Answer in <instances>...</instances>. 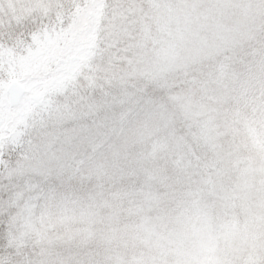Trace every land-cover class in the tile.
Masks as SVG:
<instances>
[{
    "label": "rangeland",
    "instance_id": "rangeland-1",
    "mask_svg": "<svg viewBox=\"0 0 264 264\" xmlns=\"http://www.w3.org/2000/svg\"><path fill=\"white\" fill-rule=\"evenodd\" d=\"M219 1L197 22L199 8ZM57 10L56 0L41 9L49 20ZM180 13L196 29H212L194 37L184 27L179 48L171 24ZM104 15L95 24L109 69L87 66L75 90L37 114L24 137L0 135V262L66 264L65 241L81 226L91 229L85 242L93 238L105 219L99 213L115 210L122 224L115 236H126L123 260L138 247L139 264H264V0H120ZM24 16L23 25L40 29V12ZM26 36L0 15L5 45ZM164 53L168 82H189L184 102L194 110L202 101L219 105L223 116L217 135L209 128L202 162L187 158L192 145L185 147L153 91ZM242 56L244 75L233 62ZM146 82L153 89L143 92ZM6 106L7 95L0 98L5 127Z\"/></svg>",
    "mask_w": 264,
    "mask_h": 264
},
{
    "label": "snow or ice",
    "instance_id": "snow-or-ice-1",
    "mask_svg": "<svg viewBox=\"0 0 264 264\" xmlns=\"http://www.w3.org/2000/svg\"><path fill=\"white\" fill-rule=\"evenodd\" d=\"M52 3L7 0L0 4V15L8 18L9 25L16 23L27 33L16 45H5L0 40V98L9 97L12 112L5 127L0 108V135L24 137L29 124L35 126L36 115L50 113L61 96L75 90V81L84 74L93 44L91 29L80 26L91 20L82 15L85 0H56L58 10L49 20L41 9ZM24 10L40 12L42 25L38 31L23 25Z\"/></svg>",
    "mask_w": 264,
    "mask_h": 264
},
{
    "label": "trees",
    "instance_id": "trees-1",
    "mask_svg": "<svg viewBox=\"0 0 264 264\" xmlns=\"http://www.w3.org/2000/svg\"><path fill=\"white\" fill-rule=\"evenodd\" d=\"M120 0H85V8L82 13V15L90 16L91 20L88 24H81L80 26L82 28H90L91 29V38L93 41L92 49L89 53V60L85 64V68L87 69V66H96V63H101L102 65H107V59L102 57V49H101V35L102 32L100 31L101 25L95 24L99 18L105 17V12L107 8H114ZM211 4L209 7H203L199 8L198 12H196V18L197 22H200L201 19L206 17V12L209 8L212 7H218L220 5V1L218 3H209ZM232 6V4H230ZM229 9V8H228ZM233 14L235 13L234 8ZM219 14H221V19L227 18L228 12L227 9L224 10L223 7L219 11H217ZM103 17V18H104ZM229 19H232V16L228 17ZM235 20V19H233ZM101 22V20H100ZM79 23V21H78ZM195 22L191 19L187 18L183 13H180L172 22L171 24V30L172 34L175 36V41L177 40L178 47L180 44V38L179 36L182 35L183 29L191 27L192 29V35L194 37H199L198 35L201 33L199 31L200 29H203L204 27L202 23L200 24L199 29H196L194 26ZM192 25V26H191ZM211 28V26L207 27ZM212 29V28H211ZM230 28L228 29V31ZM237 27L232 26V36L233 34H237ZM206 42H203L202 39H200V47L199 50L204 49ZM181 48V46L179 47ZM167 53H164L162 56V67L158 74V82L155 84V87H151V83H144L142 87L140 88L141 91L147 92L148 90L153 89V91L158 94V98L163 102L167 103V106L172 112L174 121L177 125V127H181V129L184 132V135L186 137L185 140H183L185 147L189 146V144L192 145V150L187 154V158H198L199 162H202V158H206V155L208 156V149L203 146L204 143H208L207 139L209 136V128L211 130V136L217 135L219 132V127L222 121L223 116L219 115L220 110L217 109V106L210 102L202 101L198 103V108L194 110L190 104H187L183 100L184 93L183 91L185 88H187V85L181 84V86L178 88L176 84L168 82L169 77L167 76V71H164V65H165V56ZM187 57V56H186ZM188 58V57H187ZM240 60V61H239ZM239 60L233 61L234 64H236L234 67L238 70L237 73L239 74H246L247 72V66H244L240 64V62H245L244 57L240 58ZM239 61V62H238ZM247 65V63H246ZM194 68V71L202 77H206V73L203 72L200 65L192 64L191 68ZM232 67V68H234ZM106 71L109 69L108 65L106 66ZM212 70V67H211ZM193 79H197V77L194 75ZM144 87V89H143ZM176 93H179V95H176ZM7 110L11 112V108L7 105ZM193 110H192V109ZM213 114V115H212ZM212 115V117H210ZM196 119V120H195ZM186 133V134H185ZM189 136V137H188ZM188 138V139H187ZM187 145V146H186ZM185 149V148H184ZM186 157V155H185ZM200 158V159H199ZM207 163V161H206ZM203 164V163H202ZM128 213H130L129 210H127ZM136 213V212H135ZM101 216H103L105 219L103 220V223L100 222L102 227H100L101 233H99V227H96L91 231L93 233V238H87L85 242V238L87 234H90V228L83 227V232L81 234H77L76 236H72L70 239H67L65 241L66 246L63 248H66V251L68 252L66 254V257L68 258V261H66V264H116L115 261H120L122 264H139V261L142 259H139V253L140 250L138 247H135L136 251L133 253L130 260H123L121 257L126 254L125 249L122 247V244H126L125 237L126 236H118L116 237V231L114 229L120 230L122 228L121 219L118 211H106V213H99ZM139 214V213H137ZM82 219L88 216V213L82 214ZM84 220V221H85ZM100 226V225H99ZM127 235V234H126ZM123 238V239H122ZM118 239V240H116ZM112 240L121 242V245H117L112 243ZM84 247V245H86ZM80 248H82V254L79 253ZM86 248V249H85ZM98 250L100 252V256H93L95 250ZM70 254V255H68ZM68 255V256H67ZM6 258H8L7 255H5ZM127 257V256H126ZM60 260V259H59ZM58 260V261H59ZM133 261V262H132ZM120 262L118 264H120ZM0 264H7V261L1 260ZM60 264V263H59ZM64 264V263H63Z\"/></svg>",
    "mask_w": 264,
    "mask_h": 264
},
{
    "label": "water",
    "instance_id": "water-1",
    "mask_svg": "<svg viewBox=\"0 0 264 264\" xmlns=\"http://www.w3.org/2000/svg\"><path fill=\"white\" fill-rule=\"evenodd\" d=\"M7 100H8V106L11 107V101L8 96H7Z\"/></svg>",
    "mask_w": 264,
    "mask_h": 264
}]
</instances>
